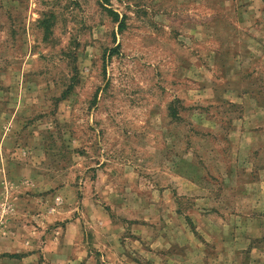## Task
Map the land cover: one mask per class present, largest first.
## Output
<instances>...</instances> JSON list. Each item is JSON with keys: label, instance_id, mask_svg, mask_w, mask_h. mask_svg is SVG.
Returning a JSON list of instances; mask_svg holds the SVG:
<instances>
[{"label": "rangeland", "instance_id": "1", "mask_svg": "<svg viewBox=\"0 0 264 264\" xmlns=\"http://www.w3.org/2000/svg\"><path fill=\"white\" fill-rule=\"evenodd\" d=\"M251 232L264 0H0V264H236Z\"/></svg>", "mask_w": 264, "mask_h": 264}, {"label": "crops", "instance_id": "2", "mask_svg": "<svg viewBox=\"0 0 264 264\" xmlns=\"http://www.w3.org/2000/svg\"><path fill=\"white\" fill-rule=\"evenodd\" d=\"M255 236L251 232L247 238H246V248L249 250H246L245 253H239L238 255V263L236 264H264V250L256 252L255 251V246L252 243L254 240ZM263 240L262 246L264 248V237H261ZM249 240V247L247 241Z\"/></svg>", "mask_w": 264, "mask_h": 264}]
</instances>
